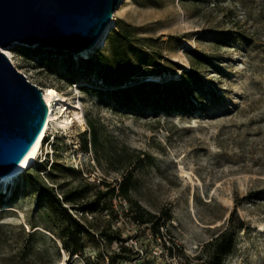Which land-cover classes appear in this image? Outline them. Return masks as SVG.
<instances>
[{"label":"rangeland","instance_id":"rangeland-1","mask_svg":"<svg viewBox=\"0 0 264 264\" xmlns=\"http://www.w3.org/2000/svg\"><path fill=\"white\" fill-rule=\"evenodd\" d=\"M114 17L111 29L123 19L141 37L131 54L145 73H154L141 78L180 79L182 70L193 67L191 52L205 54L211 62L198 71L206 101L182 111L112 109L83 88L104 86L97 64L88 77L80 64L81 57L106 48L105 41L87 56L72 54L70 64L59 56L51 67V58H41L40 51L23 54L21 46L39 44L14 42L7 48L12 63L38 86L64 92L67 105H58L55 116L74 118L67 128L55 122L32 172L58 158L81 169L86 181L103 178L118 187L122 171L114 167L126 163V155L142 152L143 160L131 167L136 180L131 193L165 221L161 233L132 222L128 202L114 196L112 212L85 213L83 220L96 236L85 238L83 254L70 255L36 203L25 171L7 186L0 183L5 195L0 202V264H201L209 260L210 242L228 225L233 210L242 226L221 264H264V0H121ZM69 67L76 73L74 83ZM90 117L99 123L113 163L82 148L81 133ZM48 171L49 165L39 176L52 184ZM60 175V183H77L73 174Z\"/></svg>","mask_w":264,"mask_h":264},{"label":"trees","instance_id":"trees-1","mask_svg":"<svg viewBox=\"0 0 264 264\" xmlns=\"http://www.w3.org/2000/svg\"><path fill=\"white\" fill-rule=\"evenodd\" d=\"M140 40L141 37L137 35L133 25L123 19L117 20L115 28L110 29L106 36V48L100 49L95 56L81 57L80 59L81 68L87 72L85 77H88L89 69L97 64L104 86H85L83 88L93 91L101 104L104 102L107 107L113 106L112 109L119 108L128 112L142 111V109L160 112H170L172 109L182 111L186 110L187 105L195 108L197 104H203L206 101L207 97L204 93L206 88L198 71L199 66H206L209 64L208 62H211L205 54L198 51L191 52L190 58L193 67L189 70H182L180 79L170 78L161 82L147 80L141 76L154 73H145L142 65L136 62L131 54ZM21 47L23 54L27 57L35 56L39 51L41 58L47 55L51 58L47 63L50 67L52 66L51 60L55 61L59 56H66V62L73 63V55L67 51H53L41 46L36 48ZM69 74L72 76L71 82L74 83L76 73L70 69ZM208 90L214 94L211 87ZM87 123L88 129L81 133L82 148L85 151L92 149L99 161L102 153L108 162L113 163L110 153H106L99 123L91 117L87 119ZM143 155L145 156L144 153L135 151L133 155H126V163L114 167V170L122 171V180L118 187L103 178L98 183L86 181L81 176V169L61 163L58 158L52 159L51 162L48 159L46 162L40 163L33 172V166L26 170L29 172L27 182L36 194V203L45 209L53 223L52 229L57 232L63 248L70 255L83 254L86 246L85 238L96 236L92 228L83 220L85 213L98 210L112 212L114 196H121L128 202L126 214L132 222L141 226L150 225L152 232L156 235L161 233V226L165 224V221L161 222L162 218L142 206L131 193L136 181L131 167L137 161L143 160ZM117 162H121L120 157ZM47 165H49L48 177L53 180L52 184L39 176L41 170L46 169ZM68 173L73 174L74 180H77L75 185L68 181L62 183L58 181L60 178L57 177L58 174L66 176ZM16 190L17 186H14L12 191L16 193ZM252 196L255 198V195ZM4 197L5 195L0 190V202L4 200ZM74 210L78 211L81 216L76 215ZM241 226L242 222L233 210L229 216L228 225L210 242L212 254L209 260L202 261L201 264H221L223 257L232 251L235 233ZM100 234L107 236L104 231H101ZM109 237L110 240L113 239V237ZM121 248L123 251L128 250L125 246ZM107 264L113 263L108 262Z\"/></svg>","mask_w":264,"mask_h":264},{"label":"water","instance_id":"water-1","mask_svg":"<svg viewBox=\"0 0 264 264\" xmlns=\"http://www.w3.org/2000/svg\"><path fill=\"white\" fill-rule=\"evenodd\" d=\"M120 1L0 0V177L21 163L49 114L44 88L30 81L3 48L20 42L81 55L98 48L100 39L104 43Z\"/></svg>","mask_w":264,"mask_h":264},{"label":"bare ground","instance_id":"bare-ground-1","mask_svg":"<svg viewBox=\"0 0 264 264\" xmlns=\"http://www.w3.org/2000/svg\"><path fill=\"white\" fill-rule=\"evenodd\" d=\"M114 22H115V17L114 18L112 17L107 28L109 29L113 27ZM102 44H103V40L100 39L95 47L101 46ZM3 51L6 53V55H8L10 60H12V55H11L10 50H8L7 48H3ZM92 51H94V48L84 49L81 55H88ZM154 79L158 80V78H154ZM43 93H44V98L49 106V114H48L46 123L38 139L36 140L32 148L29 150V152L26 154V156L23 158L21 163L16 167V169L11 174L5 177H0L2 178L1 180L3 183L6 184V186L8 183H12L13 181L20 178V176L32 166V164L35 162L37 153L39 151V148L41 147L44 136L48 134L49 131L56 126V125L54 126L55 122H57L59 126L64 127V128H67L73 122L74 118L73 119L72 118L70 119V117L62 118V115L59 116L61 117V119L56 121L59 117L55 116V113H54L55 109L58 107V105H60L62 108H64L67 105V102H66L67 98L65 94H63L64 92L63 93L60 92L55 86H46L44 87ZM78 106H75V107H78ZM76 118L81 123H85L84 116L80 114L79 112H76Z\"/></svg>","mask_w":264,"mask_h":264},{"label":"built area","instance_id":"built-area-1","mask_svg":"<svg viewBox=\"0 0 264 264\" xmlns=\"http://www.w3.org/2000/svg\"><path fill=\"white\" fill-rule=\"evenodd\" d=\"M46 141H48V139Z\"/></svg>","mask_w":264,"mask_h":264}]
</instances>
